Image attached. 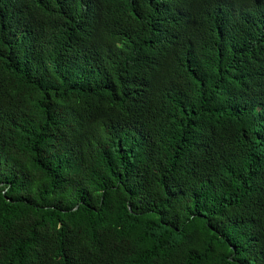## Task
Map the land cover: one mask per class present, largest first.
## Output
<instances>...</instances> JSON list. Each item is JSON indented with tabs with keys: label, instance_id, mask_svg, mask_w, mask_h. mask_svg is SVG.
<instances>
[{
	"label": "trees",
	"instance_id": "16d2710c",
	"mask_svg": "<svg viewBox=\"0 0 264 264\" xmlns=\"http://www.w3.org/2000/svg\"><path fill=\"white\" fill-rule=\"evenodd\" d=\"M0 264H264V0H0Z\"/></svg>",
	"mask_w": 264,
	"mask_h": 264
}]
</instances>
